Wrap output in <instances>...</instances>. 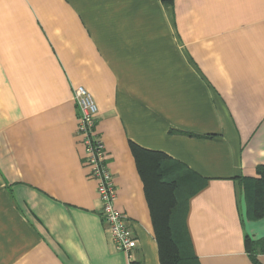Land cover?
Returning <instances> with one entry per match:
<instances>
[{
	"label": "crops",
	"instance_id": "obj_1",
	"mask_svg": "<svg viewBox=\"0 0 264 264\" xmlns=\"http://www.w3.org/2000/svg\"><path fill=\"white\" fill-rule=\"evenodd\" d=\"M79 85L132 258L76 136ZM133 145L208 180L187 216L200 264H264L242 184L264 165V0H0V264H162Z\"/></svg>",
	"mask_w": 264,
	"mask_h": 264
},
{
	"label": "trees",
	"instance_id": "obj_2",
	"mask_svg": "<svg viewBox=\"0 0 264 264\" xmlns=\"http://www.w3.org/2000/svg\"><path fill=\"white\" fill-rule=\"evenodd\" d=\"M150 206L162 264H200L187 225L190 200L208 180L161 152L132 146ZM247 214L264 218V165L242 180ZM251 248V244L248 243Z\"/></svg>",
	"mask_w": 264,
	"mask_h": 264
},
{
	"label": "built area",
	"instance_id": "obj_3",
	"mask_svg": "<svg viewBox=\"0 0 264 264\" xmlns=\"http://www.w3.org/2000/svg\"><path fill=\"white\" fill-rule=\"evenodd\" d=\"M74 100L78 113L76 136L85 147L84 161L90 168L89 177L97 185L102 202V220L116 249L132 258L138 239L127 225L126 215L116 207L117 185L109 167L104 141L96 129L98 106L92 94L81 85L74 88Z\"/></svg>",
	"mask_w": 264,
	"mask_h": 264
}]
</instances>
